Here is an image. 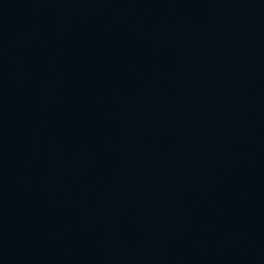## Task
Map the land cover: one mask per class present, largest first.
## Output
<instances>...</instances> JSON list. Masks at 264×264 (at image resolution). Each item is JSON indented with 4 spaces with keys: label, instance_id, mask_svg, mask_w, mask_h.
Segmentation results:
<instances>
[{
    "label": "water",
    "instance_id": "95a60500",
    "mask_svg": "<svg viewBox=\"0 0 264 264\" xmlns=\"http://www.w3.org/2000/svg\"><path fill=\"white\" fill-rule=\"evenodd\" d=\"M264 55V0H0V142L147 81Z\"/></svg>",
    "mask_w": 264,
    "mask_h": 264
}]
</instances>
